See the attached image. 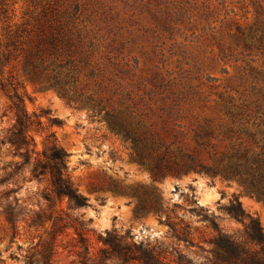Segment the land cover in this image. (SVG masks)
<instances>
[{"label":"rangeland","instance_id":"rangeland-1","mask_svg":"<svg viewBox=\"0 0 264 264\" xmlns=\"http://www.w3.org/2000/svg\"><path fill=\"white\" fill-rule=\"evenodd\" d=\"M44 13L81 38L60 55L45 54L40 70L49 69L32 80L24 63L47 23ZM14 33L18 47L9 49L7 67L0 65L3 264L41 260L42 253L52 264L99 261L108 233L123 245L157 248L167 263L182 256L191 264H224L212 222L245 240L257 220L264 236V201L238 182L176 173L183 154L195 151L197 134L248 130L264 144V0H0V54ZM68 58L76 66L58 68ZM58 74L67 95L45 87ZM73 76L78 81L69 83ZM16 87L40 124L25 131L29 147L9 142ZM107 112L131 139L111 129ZM53 145L68 155L63 175L86 206L57 196ZM40 162L48 166L44 175ZM236 201L243 222L228 212ZM170 224L189 226L190 235H176Z\"/></svg>","mask_w":264,"mask_h":264},{"label":"trees","instance_id":"trees-1","mask_svg":"<svg viewBox=\"0 0 264 264\" xmlns=\"http://www.w3.org/2000/svg\"><path fill=\"white\" fill-rule=\"evenodd\" d=\"M43 19L47 22L38 28V40L36 49L30 53L24 63V72L32 80L39 79L44 71L49 68L45 67L42 71L41 67L45 64L44 55L50 56L60 55L62 48L70 47L73 44L74 38L80 40L81 33L75 35L66 25L62 24L55 16H50L47 13L43 14ZM34 31L27 34L31 35ZM9 40L6 45V50L0 54V65L6 68L11 62L13 54L10 48L17 49L18 38L17 33L9 35ZM2 46L0 45V50ZM70 57V56H69ZM60 69L67 67H75V60L68 58L65 62H59L57 65ZM61 74L48 78L51 82L49 86L57 89L60 94L67 95L64 86L68 82L61 83ZM77 82V77H71L70 82ZM18 87L14 91L12 99L15 100L13 108L17 114V126L13 132L12 138L9 142L12 145L29 147L32 139H28L25 131L31 126L40 125L39 122L31 121V118L25 109L23 98L18 94ZM248 115V112H246ZM107 119H109L110 127L117 134L122 135L126 140L131 139V133L115 118L114 114L107 112ZM264 123V122H263ZM233 128L227 129L223 134H197L196 135V149L193 153L183 154L182 168L180 172L195 171L205 174L211 178H221L225 181H235L243 186L250 196L256 197L264 201V144L260 142L257 135L243 130L240 134ZM236 137V138H235ZM216 141V142H214ZM264 141V136H263ZM134 145H138L137 139H133ZM29 152V151H28ZM139 159L143 158V154H137ZM68 155L56 145L50 148V160L53 166L50 168L52 176V184L55 192L59 197H68L70 202L76 207L86 206L87 200L82 197L73 185L69 178L63 175L66 169V158ZM37 168L41 167V174L47 172L48 166L40 162ZM155 169L162 171L161 162H159ZM170 173L174 170L170 169ZM159 211V210H157ZM228 212L232 217L239 222H243L246 214L239 201L232 203L228 208ZM8 220L14 222V209L10 208L8 212ZM215 230L218 232V237L214 239L219 260L224 264H264V236L262 228L257 220H251L250 225L246 228V238L237 235L224 234L219 227L212 222ZM179 224H170V227L176 235L188 238L190 235L187 230L189 226L178 228ZM15 228V227H14ZM189 233V234H188ZM106 249L101 252L99 261L88 259L81 261L80 264H107L108 261L117 260L122 264H173L167 263L166 258L162 259L157 248H152L145 244L123 245L118 237L107 234L103 239ZM41 260H30L26 264H52L50 257L46 253H42ZM179 264H191L186 258L180 256ZM0 264H3L0 255Z\"/></svg>","mask_w":264,"mask_h":264}]
</instances>
